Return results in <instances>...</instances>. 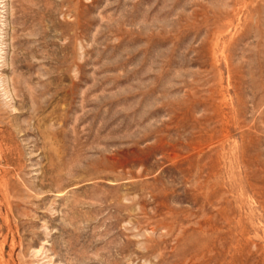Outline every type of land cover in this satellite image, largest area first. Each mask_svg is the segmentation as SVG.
<instances>
[{
  "label": "rangeland",
  "instance_id": "rangeland-1",
  "mask_svg": "<svg viewBox=\"0 0 264 264\" xmlns=\"http://www.w3.org/2000/svg\"><path fill=\"white\" fill-rule=\"evenodd\" d=\"M0 264H264V0H0Z\"/></svg>",
  "mask_w": 264,
  "mask_h": 264
}]
</instances>
